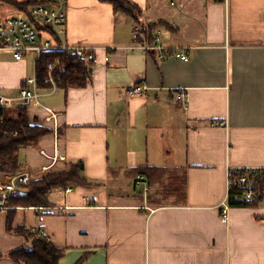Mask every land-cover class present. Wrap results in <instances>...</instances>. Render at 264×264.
Here are the masks:
<instances>
[{
    "label": "crops",
    "instance_id": "crops-1",
    "mask_svg": "<svg viewBox=\"0 0 264 264\" xmlns=\"http://www.w3.org/2000/svg\"><path fill=\"white\" fill-rule=\"evenodd\" d=\"M131 1L143 24L159 23L156 47H141L143 27L112 4L67 0L66 40L95 48L94 74L27 106L30 122L53 132L19 161L34 178L82 162L86 182L54 189L47 207L1 210L0 264H22L8 255L29 246L22 227L47 230L65 249L59 264H264V202L231 205L221 220L228 167L264 169V0H181L170 13L163 0ZM35 62L0 50V94L16 97ZM138 83L150 88L127 96ZM175 89L187 91L185 107ZM147 166L183 171L184 199L152 205L149 176L140 172L149 191L135 186ZM9 178L0 172V186Z\"/></svg>",
    "mask_w": 264,
    "mask_h": 264
},
{
    "label": "trees",
    "instance_id": "trees-1",
    "mask_svg": "<svg viewBox=\"0 0 264 264\" xmlns=\"http://www.w3.org/2000/svg\"><path fill=\"white\" fill-rule=\"evenodd\" d=\"M14 10H28V5L35 4L34 0H2ZM113 5L117 13L130 16L134 22L143 27L149 43H153V30L159 23L143 24V10L131 0H99ZM41 27V26H39ZM59 60L51 72V77L58 88L85 87L91 79L92 63L81 60L75 54L60 50L44 53L36 62V73L40 88L51 85L50 68L48 64ZM53 132L38 123H31L27 106L19 105L17 115L9 117L5 114V107L0 106V172L16 174L21 170L19 152L22 148L38 142L41 136ZM15 133V134H14ZM84 165L82 162L70 163L61 171H56L34 178L22 194L9 197V206H44L50 205L48 195L56 188H66L71 182H86L82 176ZM176 170V169H175ZM163 167L147 166L138 169L149 176V184L154 190L148 194L147 200L154 206H161L169 201H182L185 196L186 178L180 171ZM166 177L163 178V177ZM259 187H264V177L259 182ZM243 191L232 188L229 195V204L235 206L259 205L258 200L246 201L242 199ZM11 210V209H10ZM1 211V210H0ZM13 211V210H11ZM10 212V211H9ZM29 241V246L10 251L8 255L22 264H59L65 249L56 246L50 240L38 237L30 229H19ZM1 255V254H0ZM81 259L77 264H81Z\"/></svg>",
    "mask_w": 264,
    "mask_h": 264
},
{
    "label": "built area",
    "instance_id": "built-area-1",
    "mask_svg": "<svg viewBox=\"0 0 264 264\" xmlns=\"http://www.w3.org/2000/svg\"><path fill=\"white\" fill-rule=\"evenodd\" d=\"M26 1V0H25ZM35 4L28 5V10H16V12L6 18H0V50L9 51L14 55L15 60H22L29 53L37 55V60L44 54L55 51H68L75 54L81 60L92 63L91 77L93 76V65L96 61L95 48L85 44L69 43L66 40L67 0H34ZM41 26V27H39ZM140 28H135V38L139 37ZM159 34V33H158ZM144 38L147 40L146 34ZM155 36L153 42L155 43ZM145 41V40H144ZM148 42V40H147ZM146 42V43H147ZM154 43L140 44L148 50L156 47ZM160 50H165L164 45L158 46ZM181 58L188 59L186 54H181ZM108 59V58H107ZM35 62V63H36ZM59 60L50 62L51 85L50 92L58 89L57 83L51 77V72ZM150 88L146 83H138L125 90L129 97L141 95ZM41 88L38 85L36 66L33 76L29 77L25 84L20 87L16 97H9L0 94V106L9 107L15 103L28 106L36 101L40 103ZM173 99L176 104L186 106L188 93L184 89H175ZM224 121L219 124H224ZM15 134V133H14ZM264 177V169L258 167H228L227 171V196L221 207V220L226 223L229 219V195L232 188H239L243 191L242 199L246 201L264 200V187H259V182ZM34 180L30 171L22 170L16 174H11L10 178L0 186V210L10 208L7 205L9 197L22 194L26 187ZM135 186L143 188L145 192L150 190L146 175L140 173L135 178ZM67 187L66 191H71ZM36 236L50 240L49 233L45 229H33Z\"/></svg>",
    "mask_w": 264,
    "mask_h": 264
},
{
    "label": "rangeland",
    "instance_id": "rangeland-1",
    "mask_svg": "<svg viewBox=\"0 0 264 264\" xmlns=\"http://www.w3.org/2000/svg\"><path fill=\"white\" fill-rule=\"evenodd\" d=\"M172 1L176 2V5H174V3L171 4ZM180 3H181V0H163L162 1V4L164 5V8H165V10H166L167 13L174 12V11L178 10V8L180 6ZM15 12H16V10H14L11 6H9L8 4H6L4 1L0 0V18H6L7 16H10V15L14 14ZM31 54L34 57V59L36 60L37 59V55L34 54V53H31ZM33 74H34V71L30 75V77L33 76ZM42 89L43 90L44 89H48L49 91L52 90V89H50V86L48 88H41V90ZM9 175H11V174H9ZM163 178H165V176ZM132 182H133V180L130 179L129 180L130 189H132V184H131ZM138 189H142V187L141 188H138ZM71 191H69V192H71ZM69 192L66 191V193H69ZM61 194H62L61 191H55V192H53L51 194V199H53V201H56V199L58 200L60 198V195ZM262 201L264 202V200H262ZM263 202H260V204L263 203ZM228 221H229V219H228ZM228 221L226 223H228Z\"/></svg>",
    "mask_w": 264,
    "mask_h": 264
}]
</instances>
